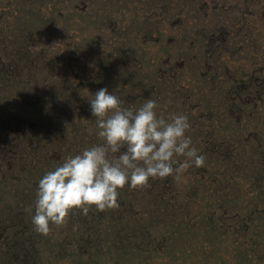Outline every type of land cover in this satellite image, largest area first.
<instances>
[{
  "label": "rangeland",
  "instance_id": "obj_1",
  "mask_svg": "<svg viewBox=\"0 0 264 264\" xmlns=\"http://www.w3.org/2000/svg\"><path fill=\"white\" fill-rule=\"evenodd\" d=\"M102 88L185 115L204 166L39 234V181L103 143ZM87 260L264 264V0H0V264Z\"/></svg>",
  "mask_w": 264,
  "mask_h": 264
},
{
  "label": "clouds",
  "instance_id": "obj_2",
  "mask_svg": "<svg viewBox=\"0 0 264 264\" xmlns=\"http://www.w3.org/2000/svg\"><path fill=\"white\" fill-rule=\"evenodd\" d=\"M93 97L89 103L103 143L68 157L39 181L32 217L39 234L47 236L51 225H66L73 210L87 215L93 207L118 208V190L125 185L143 188L150 178L204 166L205 157L186 134L191 126L185 115L157 116L156 101L150 98L136 110L121 107V99L107 88Z\"/></svg>",
  "mask_w": 264,
  "mask_h": 264
},
{
  "label": "trees",
  "instance_id": "obj_3",
  "mask_svg": "<svg viewBox=\"0 0 264 264\" xmlns=\"http://www.w3.org/2000/svg\"><path fill=\"white\" fill-rule=\"evenodd\" d=\"M8 224V222L7 221H5V222H2V225L4 226V225H7ZM25 224V223H24ZM22 226H24L23 224H22ZM22 226H20V225H14V224H11V227H10V229H11V231H13V232H9V233H12L13 234V236L15 237V238H17L18 236H20L22 233H23V231H24V227H22ZM80 237H82V235L80 236ZM93 251H95V248H87V250H86V254H88L91 258H94L93 257ZM89 261L87 260L84 264H87Z\"/></svg>",
  "mask_w": 264,
  "mask_h": 264
}]
</instances>
